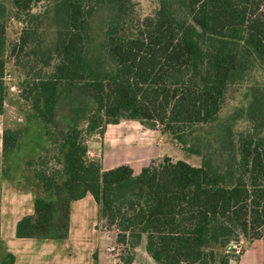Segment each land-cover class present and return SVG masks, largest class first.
Instances as JSON below:
<instances>
[{
  "label": "trees",
  "instance_id": "obj_1",
  "mask_svg": "<svg viewBox=\"0 0 264 264\" xmlns=\"http://www.w3.org/2000/svg\"><path fill=\"white\" fill-rule=\"evenodd\" d=\"M40 1L11 0L13 15ZM61 1L63 29L51 61L22 85L61 166L33 169L40 188L15 235L65 237L70 201L90 193L99 217L116 226L117 240L133 248L144 238L157 264H229L225 251L236 230L264 244V135L241 138L236 167L224 173L164 155L133 174L127 163L102 169L87 154L88 137L122 119L177 136L213 121L250 57L264 60V0H158L132 36L120 33L128 0ZM107 4L117 14L92 39L93 13ZM5 28L0 19V112ZM25 32L23 42L32 38ZM21 132L2 130L1 174L29 189L10 173ZM0 264H14L13 255L4 253Z\"/></svg>",
  "mask_w": 264,
  "mask_h": 264
},
{
  "label": "rangeland",
  "instance_id": "obj_2",
  "mask_svg": "<svg viewBox=\"0 0 264 264\" xmlns=\"http://www.w3.org/2000/svg\"><path fill=\"white\" fill-rule=\"evenodd\" d=\"M61 2L42 0L34 4L30 11L14 16L11 0H0V19L5 21L6 26L3 35L4 47L1 51L4 59L2 83L6 91L0 121L8 127H20L22 131L19 144L9 157L10 164H13V160L15 162L10 173L14 176V183L29 188L33 194L40 188L39 182L34 178L33 169L44 168L50 172L59 169L61 164L52 142L44 135L43 125L30 113V101L29 98L26 99L22 85L30 81L35 72L48 67L45 64L51 61L50 51L57 33L63 29L64 8ZM127 7V17H123V29L120 33L132 36L146 17L154 15L158 0H128ZM115 14L117 12L111 4L93 13L92 39L102 34ZM27 30L32 31V38L23 42L22 37L28 33L25 32ZM148 124L122 119L118 126L149 129L150 131L143 133L144 136L155 130V137L160 138L157 143L166 148L172 160L182 159L192 165L208 166L221 173L234 170L239 159L241 138L264 135V60L250 57L249 68L244 71L243 77L227 85L219 112L213 121L189 127L179 137L162 132L160 125L151 127ZM161 157L154 160L159 161ZM43 158L46 161L44 166ZM10 164L7 161V168ZM98 225L100 229L109 230L107 233L110 232L114 238L111 245L115 247L112 251L116 258L115 264H126L124 260L127 257L132 258L130 264H157L146 253L144 238L131 248L117 240L118 231L115 225H109L103 218H100ZM253 239L257 238L245 236L239 230L235 231L230 248L225 251L229 264H236L243 248Z\"/></svg>",
  "mask_w": 264,
  "mask_h": 264
},
{
  "label": "crops",
  "instance_id": "obj_3",
  "mask_svg": "<svg viewBox=\"0 0 264 264\" xmlns=\"http://www.w3.org/2000/svg\"><path fill=\"white\" fill-rule=\"evenodd\" d=\"M118 123L107 124L102 134L94 133L87 140L88 155L98 157L102 169L127 163L133 174H137L151 160L169 156L166 148L157 143L160 138L155 137V130L144 136L149 129L118 126ZM4 127L0 121V258L8 252L13 255L14 264H115L116 258L104 251L114 238L107 233L109 230L99 228L98 206L90 193L70 201L65 237L15 235L17 220L33 213L34 194L30 189L17 188L1 174ZM255 263L264 264L261 238L248 242L236 260V264Z\"/></svg>",
  "mask_w": 264,
  "mask_h": 264
},
{
  "label": "built area",
  "instance_id": "obj_4",
  "mask_svg": "<svg viewBox=\"0 0 264 264\" xmlns=\"http://www.w3.org/2000/svg\"><path fill=\"white\" fill-rule=\"evenodd\" d=\"M232 246H235V244H232ZM115 249V247L113 245H107L104 247V251L106 253H110L112 254V251Z\"/></svg>",
  "mask_w": 264,
  "mask_h": 264
}]
</instances>
